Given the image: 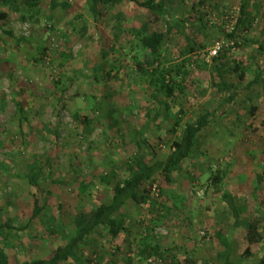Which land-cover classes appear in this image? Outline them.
Wrapping results in <instances>:
<instances>
[{
    "label": "rangeland",
    "instance_id": "374dc122",
    "mask_svg": "<svg viewBox=\"0 0 264 264\" xmlns=\"http://www.w3.org/2000/svg\"><path fill=\"white\" fill-rule=\"evenodd\" d=\"M54 1L41 0L32 19L11 15L0 26V223L14 225L0 231V248L9 260L40 258L65 243L82 217L111 200L115 183L130 174L132 157L143 156L148 164L162 159L185 122L210 111L198 148L172 181L162 183L157 174L143 185L150 200L126 205L130 237L111 241L100 228L82 242L81 261L72 264H86V258L99 264L111 257V264H223V241L230 243L234 262L262 264L264 183L258 187V173L264 171V81L245 89L235 71L226 74L240 95L222 115L229 91L214 86L210 68L221 55L231 69L237 61L247 63L248 80L260 70L264 76V0H250L251 29L241 25L238 44L225 45L217 55L212 52L217 42L234 41L227 34L237 24L242 0H165L173 16L154 24L152 13L134 14L127 2L107 6L96 20L89 0ZM133 22L148 23L150 31L166 28L153 67L186 64L183 91L168 110L155 102L147 78L136 70L130 52ZM189 34L204 48L187 53L194 45ZM98 66L100 79L95 78ZM59 77L68 87L63 108L56 103ZM18 85L25 87L22 96ZM20 99L27 118L19 112ZM218 170L225 173L222 187L238 192L242 216L253 214L259 221L249 258L231 208L209 190ZM34 172L37 183L31 182ZM36 199L47 208L33 217ZM156 245L158 252L151 250Z\"/></svg>",
    "mask_w": 264,
    "mask_h": 264
},
{
    "label": "trees",
    "instance_id": "16d2710c",
    "mask_svg": "<svg viewBox=\"0 0 264 264\" xmlns=\"http://www.w3.org/2000/svg\"><path fill=\"white\" fill-rule=\"evenodd\" d=\"M57 0L54 1L56 5ZM91 2L92 16L98 20L103 14L107 6L119 5L122 2L130 3L131 9L134 14H150L151 23L159 22L163 17L168 19L173 16L165 0H89ZM41 0H0V4L4 6V9L0 12V26L4 23V20L8 19L11 15L17 16L21 21H27L34 18L40 12ZM67 4L65 1L63 2ZM254 14L251 9L250 0H242L240 6V13L237 24L233 27L232 31L227 34L229 40H234L238 44V38H241L239 33L240 26L250 30L254 20ZM120 17V15H119ZM131 31L133 34V40L130 45V52H132V58L136 66V70L143 77H146L148 81V92L154 97L155 102L164 106V109L168 110L171 107L172 102L177 98L180 92L183 91V84L185 82L184 74L186 73V64L183 63L176 69L169 68H156L153 67L155 61L160 56V52L166 40L167 31L164 26H159L156 29L150 31L149 25L146 22H133ZM8 35L13 36L12 31H5ZM188 38L194 45H190L186 50L187 53H195L197 49L204 48L192 38L189 34ZM194 39V40H193ZM101 45L104 44V39L101 36L99 38ZM264 48L263 45H261ZM42 54H46L45 49H41ZM43 57V56H42ZM41 57V58H42ZM201 57V55L196 56ZM224 57L218 55L215 58V64L210 68V74L212 76L214 86L224 91H229V96L223 100L222 111L220 114H225L226 110L230 108L237 100L240 93L235 92L233 89L235 85L229 82L225 78L226 74H229L232 70L238 75V79L245 82V89L250 88L252 85L264 81L261 70L254 75L251 80H248V64L243 61H237L235 67L231 69L228 66V62L223 59ZM43 59V58H42ZM207 65L206 63H204ZM99 66L95 69V78L100 79L98 75ZM111 70L107 73V76H111ZM63 78L59 77L56 81V87L60 90L57 97V106L61 108L65 105V91L67 85L63 82ZM15 87V85L13 86ZM17 96H22L25 92V87L18 85ZM160 95L163 98H160ZM19 112L22 119L27 118L26 107L20 99L18 101ZM257 107H252V112L256 113ZM213 114L210 111L202 112L194 120H187L182 127L181 133L178 137L173 139L171 143V149L168 154L155 161L153 164H148L144 161V157H132V161L128 163L130 174L124 180L118 181L113 186V197L108 202H100L95 205L93 211L82 217L77 227L69 234L65 243L57 245L48 254L40 258L26 259L20 262H11L7 252L0 248V264H72V261L79 260L81 257L78 255V251L81 250V244L89 235L99 234V229L108 233L111 241H116L121 235L125 234L128 239L131 235V228L125 222L126 205L129 201H134L136 204L142 205L150 200V191L147 188H143L145 183H152L156 180L157 174L161 177L162 183H170L176 174V172L188 162L194 155L198 148V138L202 131L207 128L212 120ZM264 125V121L262 122ZM173 134H176V129L171 130ZM54 134L59 135L58 128H55ZM38 170H41L38 168ZM116 169L113 170L112 175L115 176ZM31 182L37 183V173L34 172L30 175ZM225 178V173L221 170L212 174L210 191L218 198L224 201L232 210L234 218V229L244 232L246 242L248 243L244 248L243 255L249 258L253 255L251 243L256 242L257 233H259V221L255 216L250 215L248 217L242 216V210L238 205V192L234 189L223 188L222 183ZM106 182H110V178L104 177ZM264 183V171L258 173V187H262ZM264 199V195L262 196ZM262 199V200H263ZM45 205H40L39 200H35V208L33 210V217L41 214L43 209H46ZM14 229V225L11 221L0 223V231H11ZM110 241V240H109ZM251 242V243H250ZM223 243L227 246L226 251L222 252L223 264H239L231 259V245L226 241ZM119 249V247H118ZM146 249V248H145ZM149 248H147L148 250ZM152 251L158 252L159 245L151 248ZM114 261L111 257L109 260L100 262L99 264H111ZM92 259L86 258V264H91ZM169 264V263H168ZM264 264V258L262 259Z\"/></svg>",
    "mask_w": 264,
    "mask_h": 264
},
{
    "label": "built area",
    "instance_id": "2783aa9c",
    "mask_svg": "<svg viewBox=\"0 0 264 264\" xmlns=\"http://www.w3.org/2000/svg\"><path fill=\"white\" fill-rule=\"evenodd\" d=\"M234 44H235L234 41H232L231 43H225L224 41H219V42H217L214 45V48H213L212 52H213L214 55H217L218 53L222 52L226 48V46L230 47V46H232Z\"/></svg>",
    "mask_w": 264,
    "mask_h": 264
}]
</instances>
